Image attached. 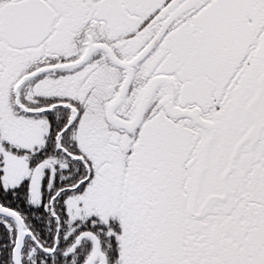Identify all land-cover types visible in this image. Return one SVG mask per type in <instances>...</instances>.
<instances>
[{
	"label": "snow or ice",
	"instance_id": "1",
	"mask_svg": "<svg viewBox=\"0 0 264 264\" xmlns=\"http://www.w3.org/2000/svg\"><path fill=\"white\" fill-rule=\"evenodd\" d=\"M0 264H264V0H0Z\"/></svg>",
	"mask_w": 264,
	"mask_h": 264
}]
</instances>
